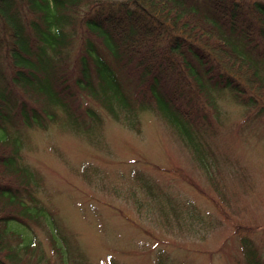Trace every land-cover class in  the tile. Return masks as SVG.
<instances>
[{
    "label": "trees",
    "instance_id": "16d2710c",
    "mask_svg": "<svg viewBox=\"0 0 264 264\" xmlns=\"http://www.w3.org/2000/svg\"><path fill=\"white\" fill-rule=\"evenodd\" d=\"M226 91L264 112V0H0V264H94L41 204L42 176L23 154L29 129L89 136L101 108L139 131L149 110L207 168ZM253 232L234 224L236 264H264Z\"/></svg>",
    "mask_w": 264,
    "mask_h": 264
},
{
    "label": "rangeland",
    "instance_id": "374dc122",
    "mask_svg": "<svg viewBox=\"0 0 264 264\" xmlns=\"http://www.w3.org/2000/svg\"><path fill=\"white\" fill-rule=\"evenodd\" d=\"M217 101L219 123L204 143L207 168L149 110L139 131L101 108L89 136L57 123L27 131L23 154L42 176L41 204L92 263L155 264L161 255L169 264H236L235 223L256 230L264 254V112L255 115L229 91ZM215 166L226 182L221 194ZM35 231L52 255L43 230Z\"/></svg>",
    "mask_w": 264,
    "mask_h": 264
}]
</instances>
